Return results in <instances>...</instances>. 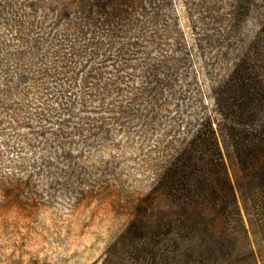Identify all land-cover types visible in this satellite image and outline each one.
Segmentation results:
<instances>
[{
	"label": "rangeland",
	"instance_id": "rangeland-1",
	"mask_svg": "<svg viewBox=\"0 0 264 264\" xmlns=\"http://www.w3.org/2000/svg\"><path fill=\"white\" fill-rule=\"evenodd\" d=\"M30 1L0 0V264H100L128 226L134 204L149 192L159 166L189 136L198 117L218 118L210 88L258 36L264 0H151L148 13L116 39L135 43L134 55L132 68L122 73L123 92L108 104L127 108L129 116L115 122L116 109L102 113L107 135L73 137L65 156L59 149L50 153V141L28 129L27 122L48 101L46 89L23 84V95H3L4 75L14 77L19 69H27L39 84L45 81L36 64L19 68L11 59L22 50L21 38L52 33L48 22L37 23L42 12L32 20L24 6ZM62 33L59 28L54 36L61 55L68 56L69 44L82 46L72 34L61 40ZM74 56H68L72 70L84 61ZM177 58H182L181 80L144 94L151 86L145 68ZM54 61L61 64L60 57ZM70 87L85 99L90 91L79 80ZM89 110L97 108L90 103ZM222 153L249 244L258 255L262 243L248 229L240 173ZM67 164L74 169L68 172ZM67 174L71 183L64 181ZM259 255L258 264H264V254Z\"/></svg>",
	"mask_w": 264,
	"mask_h": 264
},
{
	"label": "trees",
	"instance_id": "trees-1",
	"mask_svg": "<svg viewBox=\"0 0 264 264\" xmlns=\"http://www.w3.org/2000/svg\"><path fill=\"white\" fill-rule=\"evenodd\" d=\"M152 4L151 0H31L24 5L32 20L42 12L37 23L48 22L52 33L43 39L21 38L22 50L11 59L19 68L39 66L45 87L27 69L18 68L14 77L4 75L3 95H23L19 90L23 84L48 91H44L48 101L27 123L35 138L50 141V153L59 149L68 154L65 149L73 147V137L107 135L102 113L116 109L115 122L129 116L127 108L108 102L123 92L122 73L132 68L134 55L135 43L117 44L116 39L129 34L137 16L146 15ZM7 21L14 25L11 18ZM59 28L64 32L61 40L72 34L84 41L81 47L66 46L68 56L84 60L75 70L71 57L61 55V44H56ZM181 59L145 68L144 77L149 78L145 83L151 86L143 93L170 88L181 80L177 74ZM77 80L89 87L86 99L71 91L70 83ZM210 91L218 118L198 117L189 136L159 166L149 192L134 204L128 226L100 264H258L259 253L264 254V21L258 36ZM90 103L97 111L89 110ZM222 149L240 173L248 229L262 243L258 255L249 244ZM67 167L68 172L74 169ZM72 177L67 174L64 181L71 183Z\"/></svg>",
	"mask_w": 264,
	"mask_h": 264
}]
</instances>
